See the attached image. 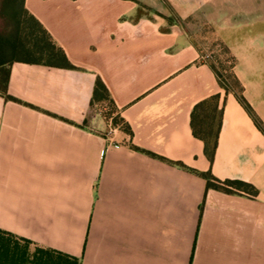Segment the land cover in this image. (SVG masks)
<instances>
[{
  "label": "crops",
  "instance_id": "1",
  "mask_svg": "<svg viewBox=\"0 0 264 264\" xmlns=\"http://www.w3.org/2000/svg\"><path fill=\"white\" fill-rule=\"evenodd\" d=\"M24 5L74 69L10 66L17 101L0 96V231L28 241L30 253L80 264H264V134L168 20L186 0ZM259 34L232 49L233 74L264 124ZM97 78L129 131L111 123L108 133L92 113ZM214 95L222 118L209 163L190 115ZM207 171L251 185L256 197L206 190L196 173Z\"/></svg>",
  "mask_w": 264,
  "mask_h": 264
},
{
  "label": "trees",
  "instance_id": "2",
  "mask_svg": "<svg viewBox=\"0 0 264 264\" xmlns=\"http://www.w3.org/2000/svg\"><path fill=\"white\" fill-rule=\"evenodd\" d=\"M25 0H0V18L5 22L4 31H0V96L7 101H17L7 93L10 66L13 63L42 65L46 67L74 69L65 53L57 47L49 33L40 22L25 8ZM217 82L225 93H233L238 103L244 108L257 129L264 134V124L256 117L242 96V88L234 74L232 79L237 90H231L220 75L210 67ZM219 95L211 96L196 104L190 115V126L195 138L204 145V156L209 163L213 162L217 148L218 134L221 128L222 109L218 107ZM113 104L103 82L97 78L92 94V106L96 103ZM114 125H121L126 131L123 121L118 117ZM150 154V153H149ZM151 155V154H150ZM172 163V162H171ZM175 164V163H172ZM184 168L182 164H175ZM206 182V190H214L227 195L256 197V190L249 184L237 180H219L210 171L196 173ZM12 235L0 231V264H80L77 259L63 254L35 249L29 255L28 248L20 253L14 246ZM27 246L29 242L22 240Z\"/></svg>",
  "mask_w": 264,
  "mask_h": 264
},
{
  "label": "rangeland",
  "instance_id": "3",
  "mask_svg": "<svg viewBox=\"0 0 264 264\" xmlns=\"http://www.w3.org/2000/svg\"><path fill=\"white\" fill-rule=\"evenodd\" d=\"M264 10V0H186L185 11L179 16L171 12L168 20L178 23L182 32L197 47L203 61L220 75L222 81L231 89L237 90L232 79L235 57L233 48L242 47L244 36L257 37L264 33L254 22L260 21ZM5 22L0 18V31ZM92 113L108 121L117 119L110 103H96ZM14 248L20 253L30 249L22 240H13ZM29 255L31 253L29 252Z\"/></svg>",
  "mask_w": 264,
  "mask_h": 264
},
{
  "label": "built area",
  "instance_id": "4",
  "mask_svg": "<svg viewBox=\"0 0 264 264\" xmlns=\"http://www.w3.org/2000/svg\"><path fill=\"white\" fill-rule=\"evenodd\" d=\"M111 120H112V118H110V119L108 120V122H109V124H110V128L108 129V133H112V132L114 131V128H113V126H112V124H111Z\"/></svg>",
  "mask_w": 264,
  "mask_h": 264
}]
</instances>
